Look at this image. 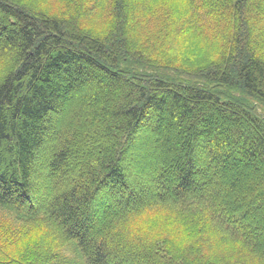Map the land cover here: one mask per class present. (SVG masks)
<instances>
[{
	"label": "trees",
	"instance_id": "trees-1",
	"mask_svg": "<svg viewBox=\"0 0 264 264\" xmlns=\"http://www.w3.org/2000/svg\"><path fill=\"white\" fill-rule=\"evenodd\" d=\"M0 264H264V0H0Z\"/></svg>",
	"mask_w": 264,
	"mask_h": 264
},
{
	"label": "rangeland",
	"instance_id": "rangeland-1",
	"mask_svg": "<svg viewBox=\"0 0 264 264\" xmlns=\"http://www.w3.org/2000/svg\"><path fill=\"white\" fill-rule=\"evenodd\" d=\"M91 97L90 96H88L87 97V99H86V103H88L89 102V104L91 105ZM150 134V133H149ZM143 146H144V149H148V147H149V145L148 144H143ZM147 151V150H146ZM130 156H131V154H130ZM136 156H138V157H143V156H145L146 157V159H147V161H150V162H152V161H154L155 159V157H153V156H155V154H152L151 156L152 157H150V154H148V153H144V152H140V155H136ZM157 159V158H156ZM66 259H71L70 257H72L71 256V253L70 252H68V253H66Z\"/></svg>",
	"mask_w": 264,
	"mask_h": 264
}]
</instances>
